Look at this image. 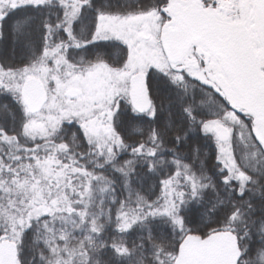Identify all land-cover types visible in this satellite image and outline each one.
<instances>
[{
    "label": "snow or ice",
    "instance_id": "snow-or-ice-1",
    "mask_svg": "<svg viewBox=\"0 0 264 264\" xmlns=\"http://www.w3.org/2000/svg\"><path fill=\"white\" fill-rule=\"evenodd\" d=\"M0 264H264V0H0Z\"/></svg>",
    "mask_w": 264,
    "mask_h": 264
}]
</instances>
